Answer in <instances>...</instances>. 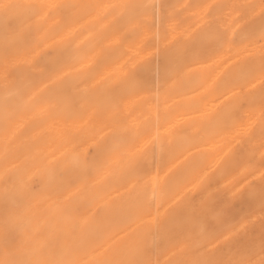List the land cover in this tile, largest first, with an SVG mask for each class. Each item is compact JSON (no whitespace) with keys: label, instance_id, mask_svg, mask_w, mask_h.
Wrapping results in <instances>:
<instances>
[{"label":"bare ground","instance_id":"bare-ground-1","mask_svg":"<svg viewBox=\"0 0 264 264\" xmlns=\"http://www.w3.org/2000/svg\"><path fill=\"white\" fill-rule=\"evenodd\" d=\"M211 1L213 0H0V166L1 163L4 162L11 164V166L13 163L18 162L19 165H16V167L13 166L15 169H13L14 173L12 176L13 180H17L19 178L24 179V177L18 174L19 172L15 170L20 169L22 171L23 165L26 168L29 163L34 164L33 166L38 169V172L42 170L41 173L39 172V177H48V179H46L47 183L56 182V168L61 171V173H74L77 171L78 174L76 176L79 177L77 179L75 177L72 184L65 185L63 188L61 187L62 190H91L83 197H79V199L75 202L79 205H87L86 207L91 208V210L102 209L103 214L111 213V203H105L103 200L104 198L101 196V191H110L112 189V184H107L104 180H100V182V176L97 174L98 169H95L94 167L96 163L94 159L92 158L87 161V158L85 156L78 155L76 150L79 146H82L84 143L86 144L88 140H91L90 138L94 137L93 134H95L98 129L97 123L99 120L107 119L108 122H114L113 117H110V115L116 111L121 113L125 120L129 118L130 122L129 124L124 125L121 123H115L111 126V131L108 133L110 138L108 146H105L103 140H99V142L96 139H94L96 144H94V142L92 143L94 145L90 144L93 146L92 149L96 152L95 154L101 155V158L98 156L97 160V162L100 160L101 164L99 166H101V168H98H100V170H106L109 168L113 169L114 166H116V173L120 174V177L122 178L117 180V184L119 183V185H121L123 182L124 184L130 182L132 187L142 190H150V197L146 202L148 204H143L141 206L138 205L135 207V209L137 208L138 210L137 213H134L133 219L136 221L137 225L141 220V216H143L146 212V215H148L149 212L153 211L154 208H152V206L155 198L156 213L160 207H163L165 202L169 203V201H175L172 205L168 206L169 208L166 209V211L163 213L161 212L162 214L160 217H158L160 213L157 215V221L151 220L152 222H150V220H147L148 224L145 226L140 224L143 221L142 220L139 223L140 225L138 227L135 226L136 228H132L131 231H127L128 229L125 228L123 231L118 232L117 234H119V236L114 235V231H109L103 234L101 233L102 230L99 232L97 228L96 231L101 234L96 235L97 233L95 231L94 233L96 234H94L95 236L93 237L96 238H94V241L92 238V242L89 241V239L83 240L84 246L88 245L87 248L90 247V243H94L93 246L91 244V252H93V249H97L98 247H104L105 245L109 246V244L113 241L109 250L113 251L115 249V255L119 254L120 257H118V259L123 261V257L126 255L124 254L126 247L134 246L137 243L140 244L145 238L147 241V236L160 228L162 231H165L175 223L182 225L181 222L185 216H191L194 213L195 203L191 197L181 196L182 198L180 197L177 199L175 196L184 190V185L190 184L188 182L192 180L194 181V178L198 176L200 172H202L205 168H208L210 170L208 175H205V173L204 175L209 176L210 183L217 181L220 182L225 180L227 177L229 178L235 170H238L237 167L241 166H238L239 164L236 163L237 158L235 157L237 154H240V151L236 149L231 151L230 149V153L228 152L226 155L221 157V153L218 154V151L222 147L221 142H223V140H217L218 142H210L209 140L216 135L218 136L219 133L216 132L224 129L227 123L231 122V113L236 109V105H232L231 103L223 104L222 101L220 102L221 104L218 103L220 92H224L226 89L231 90L230 87L232 85L235 86L238 84L236 82L241 84V82H243L246 78V75L249 78L254 68L257 70L256 68L261 67L258 65L264 63V60H262L263 54L261 57L257 58L255 53L252 55L250 54V56L246 55V57L243 55L242 59H237L235 62H232L233 64L230 63L229 66H227L228 64H224L227 67L222 68L221 64L225 56L228 55L229 50L232 48V41L220 43L221 35L219 34L216 26L217 21L221 19L220 14H222V7H217L215 11L209 15L202 13H207L206 10L207 8L209 10V3ZM216 1L217 0L214 2ZM217 2H219V0ZM238 3L242 4L243 2ZM244 4L243 6H245ZM200 9L204 10L201 13H198ZM227 13L228 12L226 11V14ZM224 16L227 15H223V19H225ZM227 20L229 21V19ZM255 37L253 36V39H255ZM42 41L53 42V45L58 46V50L54 51L53 55L48 57L44 62H40L35 59L36 45ZM250 41L254 40L250 39ZM246 43L249 44V41ZM244 44L243 47H245ZM47 48L44 49L46 50ZM245 50L243 49V51ZM229 54L231 53L229 52ZM231 55H233V53ZM196 65L200 66L194 68ZM89 66H93L89 68L93 70H89L82 74L83 69H86ZM98 67H102L101 70H105L102 74V78H100V81L102 82L101 89L93 88L91 92L89 91L86 95L80 96L75 91L77 83H81L80 81L82 80H85L84 82H86L89 79L96 80L99 78L101 72L96 73L95 71ZM44 68H46V70L48 68V72L51 73V75H47L48 77L45 76L46 78H42ZM210 69L212 71L216 69L217 72L210 73ZM223 69L226 73H224ZM257 78L258 77L256 76L255 79ZM19 84L21 85V88H19ZM209 88L213 91L210 92ZM200 89H204L205 91L202 90V92L196 94V92ZM27 90L30 91L28 92ZM226 92L228 94V91ZM28 94L29 96H33L34 100L36 99V101H38V109L35 108L37 110H34L31 115H29L28 119L25 118L26 120L24 122L26 125L23 124V126L21 123L20 127V125L18 126L16 123L18 121H15V124L7 127L4 123L6 122L5 113L14 109L13 106L15 105L13 104L16 103V99H20L25 95L28 96ZM8 95L12 96L7 97ZM79 98L81 99L80 102H78ZM261 99L260 100L262 102L260 100L258 101L263 103V98ZM7 103L10 104L8 105ZM17 103L20 102L18 101ZM261 103H257V106L261 105ZM255 104L253 108H255ZM28 106L30 107V105ZM29 107L25 106L24 112ZM5 109L7 110L6 112ZM243 109L245 108H242V110ZM80 111H85L84 115L87 111V115H83V117L87 118V125L82 129L75 127L77 125L75 117H78L76 114ZM235 113L239 114L240 112L238 113L235 111ZM21 116H24V114ZM236 122L237 121H235V123ZM224 136H226V134ZM231 137L233 140V135ZM214 139L215 138H213V140ZM231 139L228 141H231ZM249 143H251V138H248L241 145L244 146ZM32 148L35 149L33 157L25 158L21 161L23 157H26L27 154L30 153L29 149ZM82 152H85V150H82ZM55 153H59L60 157L56 159V164L54 166H45V164L42 165V163H46V161ZM253 156H255V154ZM244 161L245 160H243L242 165L244 164ZM239 162L241 164V161ZM144 165H147V168H145ZM241 167L239 169H241ZM162 168L165 169L166 175H163L164 177L162 176L161 178L159 177V174ZM92 169H95L93 173L90 172ZM81 172H83V174ZM23 173H25L24 170ZM80 173L82 175H80ZM151 175V181H146V178ZM90 176H92V179H90ZM203 178L201 181H203ZM247 178L248 176L246 179ZM7 179L10 178L8 177ZM10 180L13 182L12 179ZM17 181L20 182V180ZM231 181L229 183H231ZM199 182L200 181L197 182L198 185L201 183ZM57 183L60 184L59 182ZM59 186L62 185L60 184ZM262 186L264 187V185ZM207 187L209 186L206 185L204 189L207 190ZM192 188L194 192L196 189H194L193 186ZM222 188L224 187L222 186ZM52 190L49 189L48 191ZM96 190L100 191L96 192ZM205 190H201V193L203 194L202 191L205 192ZM30 192L31 191H29V193ZM43 193L45 192L43 191ZM64 193L66 194V192ZM8 194L9 193L6 189L4 190L0 187V214L6 212L7 216H9L5 217L10 219L9 222L16 224L17 216L12 212L13 208L16 206L14 203L15 201L17 203V200H15V197L7 196ZM260 195L262 196V194ZM19 198L21 200V197ZM197 198L198 197H196V199ZM36 199H38V197ZM36 199L31 200H34L35 202ZM22 201L23 200H21V202ZM259 201H261V199ZM261 202L264 203V201ZM257 203L260 205V202H256V204ZM7 204L9 205V208L6 207ZM256 204H253L254 207H256ZM26 205L28 204L26 203ZM198 206L201 205L199 204ZM261 206L263 205H260L259 207ZM257 208L255 209L258 210ZM131 211L133 212V210ZM235 211L233 212L234 214ZM94 212L95 211H93V213ZM124 212L126 213V210ZM121 213L123 214V212ZM113 215L115 214L113 213ZM226 215H228V213H226ZM120 217L122 218V216ZM241 217L243 218V220L241 219L242 222L245 221L246 218L244 219L243 214ZM52 218L59 221V219L66 218V214L64 211H57L54 213ZM228 218L229 217H227V219ZM112 219L117 221L114 217ZM57 220L56 223L59 225L60 223H58ZM144 220H146V218ZM97 222L99 223V220ZM100 222L102 223V220ZM107 222L108 221L105 223L107 224ZM230 222L232 223V221ZM188 223L190 225L192 224L191 221ZM216 223L218 224V227L221 225L219 222ZM8 224L5 223V225ZM193 224H195V222ZM113 225H110L108 228H112ZM126 225L127 224L124 226ZM196 225L199 229L200 226L198 227V225L200 224H195V226ZM224 225L226 224L224 223ZM234 225L235 224H233V226ZM48 226L50 225L48 224ZM101 227H103L102 224L99 228ZM181 227H184V224ZM192 227H194V225ZM232 227L230 226V228ZM0 228L2 229L1 226ZM106 228L107 225L105 230ZM201 228L203 232H205V227L202 226ZM206 228L208 227L206 226ZM3 230H5V228ZM16 230H14L15 234L17 232L20 234V232L18 230L16 232ZM177 230L180 231V229ZM177 230L175 231L176 233H178ZM203 232L201 233L199 231L202 235L204 234ZM214 233L208 236H211ZM216 234H218V232H216ZM232 234H234V232H232ZM89 236L91 237L90 234ZM192 236L193 235H190V239ZM32 237H34V235ZM206 237H204V240H212L211 238ZM70 239H72V237L67 234L63 238V241H57V243L59 245H63ZM164 240L167 241L166 238ZM204 240H201L200 242L206 243ZM202 243L197 244L195 247H202ZM218 243L220 244L222 242ZM260 244L261 248H263L262 246L264 245H262V242ZM84 246L81 247V249H86ZM201 247L199 248L201 249ZM256 247L257 246H255V248ZM142 249L145 252L146 249ZM207 249L209 251L208 247ZM9 250L10 249L8 248V251ZM253 250L256 251L257 249ZM253 250L250 249L247 252H251ZM82 251L84 250L82 249ZM258 251L259 250H257V252ZM76 252H79V250ZM105 252H107V250L103 253L100 252L101 254L99 255H103ZM141 253L139 251V254ZM74 256L76 258V255ZM140 256V258L136 256L138 260H134L136 263L133 264H138L137 262L142 264L147 261H143L146 259V256ZM242 256V258H244L243 254ZM93 257L89 261L83 262L82 264H101L98 262L99 257ZM68 258L70 259V257H67V259ZM108 258L111 259L112 257ZM147 258L149 259V257ZM148 261L149 264H151V261ZM248 262L250 261H247V263ZM121 263L118 262V264ZM179 263L173 260L172 264ZM49 264H52V261Z\"/></svg>","mask_w":264,"mask_h":264},{"label":"rangeland","instance_id":"rangeland-1","mask_svg":"<svg viewBox=\"0 0 264 264\" xmlns=\"http://www.w3.org/2000/svg\"><path fill=\"white\" fill-rule=\"evenodd\" d=\"M214 1L215 0H213L209 3L210 8H209V10L207 8V10H206L207 13L202 12L204 9H200L198 11V13L202 12V13H205L206 15H209V14H212L217 7H222V9H221L222 14H220L221 19H219L217 21L216 28L218 29V32L221 35L220 43L232 41V48H231V50H229V52L231 54L233 53V55H231L228 52V55L225 56V58H227L229 60L224 58V60L221 64L222 68L229 66L230 63L233 64L232 62H235L237 59L239 60V58L242 59L243 55H244V57H246V55L250 56V54L252 55L253 53H255L256 58L261 57L263 54L262 60H264V37H263L264 36V24H263L264 23V20H263L264 19V9H263L264 8V6H263L264 0H253V1L252 0H235V1L234 0H227V1L226 0H219V2H217L218 0L216 2H214ZM213 2H214V4H213ZM238 2H243V3L241 4ZM247 2H248V4H247ZM244 3H246V4H244ZM243 4L245 6H243ZM226 11L228 12L227 14H226ZM223 15H227V16H224L225 19H223ZM252 16H253V18H252ZM232 17H233V20H232ZM227 19H229V21L231 23ZM233 32H234V34H233ZM234 35H236V36H234ZM253 36L254 37L256 36L255 39H253ZM257 37H258V39H257ZM250 39L254 40V41H250ZM242 41H245V42H242ZM247 41H249V44L246 43ZM45 42L46 41L39 42V44H37L36 48H35L36 49L35 52L37 53V54L35 53V56H36L35 59L39 60L40 62H44L48 57H51L53 55L54 51L58 50V48H57L58 46L53 45L54 44L53 42H46V44H45ZM241 42H242V44H241ZM40 44H44V45H40ZM239 44H240V46H239ZM243 44L245 47H243ZM241 47L244 50L246 49L248 51H246V50L243 51V49ZM44 48H47V49L45 50ZM247 48H250V49H247ZM237 53H239V54H237ZM37 55L39 58L37 57ZM224 64H226V65L228 64V65L226 66ZM263 65H264V63L258 65L261 67L256 68L257 70H255V68H254V70L251 72V76L249 78L246 75L245 77L247 79L246 78L244 79L246 82L244 80H243L244 83L241 82V84H239V82H236V83H238L235 85L236 87L234 85H232L234 87V89L232 86L230 87L231 90L226 89V91H228V94L226 91L220 92V94H219V97L220 96L221 97L220 98L218 97V100H219L218 103H220L221 101L223 104L231 103L232 105H236V109L231 113V122L227 123V125L225 126L224 129L216 132V133H219L218 136L216 135L215 137H212L209 141L210 142H214V141L218 142L220 140L221 141L223 140V142H221L222 147L218 151V154L221 153V157L226 155L228 152L230 153L231 151H234L235 149L240 151L239 152L240 154H237L235 157L237 158L236 163L239 164L238 166L241 165L242 167L240 166L241 169H239L240 167H237L238 170L237 171L235 170L231 174L232 177L229 176V178L227 177L223 181H220V182L217 181V182H213V183H210L209 176H205V175H208V172L210 171L208 168H205L202 171L203 173L200 172L199 175L194 178V181L192 180V181L188 182L190 184L183 186V189H184L182 191L183 193L181 192L180 194H177L175 197H177V199H179L181 196L191 197L193 202L195 203L194 213L192 214L193 216L192 215L191 216H185V218L181 222L182 225L184 224V227H181L182 226L181 224L175 223L169 227L170 230L167 229L165 231H162V229L160 228V229L150 233L147 236V241L145 238L143 240V242H141L140 244L137 243L134 246L126 247V251L124 252V254H126V255L123 257L124 258L123 261H121V259H118V257H120L119 254L115 255V251H116L115 249H114L115 251L109 250L110 245H112L113 241L111 242V244H109V246L105 245L106 248H105V246L104 247L101 246L100 248L98 247L99 249L98 248L93 249V252H91L90 250H91V247L94 245V243L93 244L90 243L89 244L90 247H88V248H87L88 245L84 246L83 240L89 239V241H91V238H92V240L94 241V238H96V237H93V236H95L94 234H96V233H97L96 235H100L101 233L105 234L109 231H114L115 232L114 235L119 236V234H117V233L120 231H123V229H125V228L128 229L127 231H131L132 228H136L140 224H143L146 226L148 224L147 220H150V222H152L153 220L157 221V215L160 213V215H158V217H160L161 214L164 211H166V209L169 208L168 206L172 205L175 202V201H169V203L165 202L163 204V207H160L156 213L155 212L156 198H155L153 201L154 204L152 206V208H154L153 211L149 212L148 215H146V213H147L146 212L143 216H141V220L138 222V225H137L136 221H134L133 215H134V213H137V210H138L137 208L135 209V207L138 205L141 206L143 204H148L146 202L148 201V199L150 197V190H142V189H139L136 187H132V184L130 182L125 183L126 185L123 182V184H121L122 186L119 185V183L117 184V180H120L121 175L116 173V171H117V169H115L116 166H114L113 169L108 167L109 169L100 170L101 166H99V165L101 164V162H100V160L97 162V160H98V156H99V158H101V155H96L95 154L96 152H94V149H92L93 148L92 145L96 144L95 143L96 141L94 139H96L97 141L103 140V142L105 143V146L109 145L110 138H109L108 133H109V131H111L110 129H111V126L113 124H115V123H117V124L121 123L122 125L129 124V122H130L129 118L125 120L122 117L121 113L114 111V113H112L110 115V117H113L114 122H108L107 119L99 120L97 123L98 129H97L96 133L93 134L94 137L90 138L91 140H88L86 144L84 143L85 145L83 144L82 146H79V148L76 150L78 155L85 156L87 158V161L91 160L92 158L94 159V161L96 162L94 167H95V169H98L97 174H98V176H100L99 181L104 180V182H106L107 184H109V183L112 184V189L110 191L109 190L101 191L102 192L101 196L104 198L103 200L105 201V203L106 202L111 203V208H112V210H110L111 213H108V214L104 213L103 214L102 209H100V210L92 209L91 210V208L86 207L87 205H79V204H77V202H75L79 199V197L80 198L83 197L86 193H89L91 190H62L63 186L68 185V184H72V181L74 180V178L76 177V179H77L79 177V176H76L78 174L77 171H75L74 173L73 172L61 173V171H59L56 168L55 169L56 179L54 178L56 180V182L47 183L46 179H48V177L47 178H46V176H43L42 178L39 177V174L42 172V170L39 171L40 172L39 173L38 169L35 168V166H33L34 164L29 163V165H27L26 168L24 167V165L22 166L23 167L22 171L20 169L15 170V171L19 172L18 174H20V175H22V177H24V179L23 178L17 179V180H20V182H19L17 180H13V178H12L13 173H14L13 169H15L16 165H19V163L18 162L13 163L12 166H11V164H8L7 162L1 163V166H0V187L3 188L4 190L6 189L8 191L9 194L7 196H11V197L16 198L15 200H17V203L15 201L14 204H16L17 207L15 206V208H17L18 210L13 208V212H12L17 216V221H16L17 227H16L15 223L11 222L12 223L11 224L9 222L10 219L7 218L9 215L7 216L6 212L2 213L3 215L0 214V226L2 227V229L0 228V245L2 244L0 246V264H40V262H41V264H42V262H43V264H45V262H46V264L47 263L49 264L51 261H52V264H62L63 262L65 264H79V263L82 264L83 262L89 261L93 256L99 257L98 262L101 264H104V263L110 264L111 262H112L111 264H116V263L118 264V262H120V263L122 262L121 264H126V262H127V264L128 263L133 264V263H136L134 260H138L136 258V256L138 258H140L141 257L140 255H142L143 257L146 256V259H144L143 261L147 260L146 262H143L142 264H147V263L149 264L148 260L151 261L150 262L151 264H172L173 260H175V262H178V263L180 262L179 264H197V263L198 264H201V263H203V264H209V263L210 264H264V246H262L263 248H261V244H260L262 242V245H264V234H263L264 233V203L261 202V201H264L263 200L264 199V189H263L264 187L262 186V185H264V136H263L264 135V73H263L264 68L263 67L264 66ZM199 66L200 65H196L194 68L199 67ZM91 67H93V66H89L88 68L83 69L82 74L89 71V70L92 71L93 69H89ZM101 68L102 67H98V69H95L96 73L101 72V75L96 80L89 79L88 81H86L87 83L84 82L85 80H82V81H80L81 83H79V82L77 83L75 91L80 96L86 95L89 91L91 92L93 88L101 89V87H102L101 83L102 82L100 81V78H102V74L105 71L104 69L101 70ZM261 69H262V71H261ZM45 70H46V68L43 69V74H42L43 76L41 75L42 78L43 77L46 78L45 76L51 75V73L48 72V68L46 71ZM209 71H210V73L217 72L216 69L214 71H212L210 69ZM253 72H254V75H253ZM224 73H226L225 70H224ZM256 76L258 77L257 79H255ZM93 83H95V84H93ZM95 85H97V86H95ZM237 85H240V86H237ZM243 86H245V87H243ZM19 88H21V85L19 86ZM202 90L205 91L204 89H200L198 92H196V94H198L199 92H202ZM27 91L29 92L30 90H27ZM209 91L212 92L213 90L211 88H209ZM238 91H240V92H238ZM235 92H237V93H235ZM222 93H223V95H222ZM224 93H226V94H224ZM11 96L12 95H8L7 97H11ZM25 96H23L20 99L15 100L16 103L14 102L15 104H13V105H15V106H13L14 109H12L11 111H7L5 109V112L7 111V113H5V117H6L5 121L6 122H4V123L7 127L11 126L12 124H15V121H18L16 123L18 126L20 125V127H21V123H22V125L23 124L26 125V123L24 122L26 120L25 118L28 119L29 115H31V113L34 110L38 109L37 108L38 101H36V99L34 100V97L29 96V94H28V96L27 95H25ZM235 97H237V98H235ZM261 98H263V103H261L262 102ZM80 100L81 99L79 98L78 102H80ZM258 100H260L261 102ZM18 101L20 103H17ZM30 103H32L33 105ZM257 103L258 104L261 103V105L257 106L258 105ZM254 104L256 105L255 108H253ZM28 105H30V107ZM250 105H251V108H250ZM25 106L29 107L28 109H26L27 112L26 111L24 112ZM78 107H79V105H78ZM35 108H37V109H35ZM242 108H245V109L242 110ZM79 109H80V107H79ZM30 110H32V111H30ZM16 111H17V113H16ZM235 111L238 113L240 112V113L236 114ZM84 113H85V111L77 112L76 115H78V117L77 116L75 117L76 118L75 122L79 126L78 127L76 125L75 127L79 128V129H82V128L86 127V125H87V118L83 117ZM23 114L25 117L21 116ZM85 115H87V111H86ZM12 117L13 118L15 117V118L13 119ZM80 119H82V120H80ZM9 121H10V123H9ZM235 121H237V122L235 123ZM252 122H254L256 124H254ZM248 124H249V130H248ZM233 127H235V128H233ZM246 127H247V130H246ZM250 128H251V130H250ZM240 130H242V131H240ZM233 132H238V133H233ZM248 132H249V134H248ZM225 134H226V136H224ZM229 135H230V137H229ZM232 135H233V140L231 139ZM234 135H235V137H234ZM238 135H240V136H238ZM213 138H215V139L213 140ZM248 138L249 139L251 138V143L242 146L241 144L243 142H245ZM230 139H231V141H228ZM239 140H240V142H239ZM93 142H94V144H92ZM90 144H92V145H90ZM232 148H233V150H232ZM230 149H231V151H230ZM82 150L83 151L85 150V152H82ZM29 152L31 154L28 153L26 157H23L21 159V161L24 160L25 158H32L34 153H35V149L34 148L29 149ZM254 154H255V156H253ZM244 155L246 156V158ZM58 157H60V154L55 153L53 156H51L46 161V163H42V165L45 164V166H50V165L54 166L56 164V159ZM239 157H241V158H239ZM64 160H66V159H64ZM243 160H245V161H244V164L242 165ZM239 161H241V164ZM13 166H15V167H13ZM98 167H100V168H98ZM144 167L147 168V165H144ZM95 169L90 170V172L93 173ZM23 170L25 171V173H23ZM34 172H35V175H34ZM81 173L83 174V172H81ZM81 173H80V175H82ZM204 173H205V175H204ZM163 175L164 176L166 175L164 168H162L160 170L159 177L162 178ZM247 176H248V178L246 179ZM8 177L10 179H12L13 182H11L10 179H7ZM19 177H21V176H19ZM151 177H152V175L150 177H147L146 181H148V180L151 181L150 180ZM66 178H68V179H66ZM202 178H203V181H201ZM41 179H43V180H41ZM90 179H92V176H90ZM231 180H233V181H231ZM61 181H62V183H61ZM198 181L201 182V183L199 182L200 183L199 185L197 183ZM230 181H231V183H229ZM237 181H238V183H237ZM42 182H44V183H42ZM57 182H59L62 186H59L60 184H58ZM16 183H18V184H16ZM33 183L34 184L37 183V184L34 185ZM40 183H42V184H40ZM233 183H235V184H233ZM245 183L248 184L249 186L246 185ZM230 184H231V186H230ZM194 185H197V186H194ZM206 185L209 186V187H207L208 188L207 190L204 189V187H206ZM119 186H121V187H119ZM192 186L194 187V189H196V190H194V192H193ZM222 186L224 188H222ZM51 188L54 190H52ZM57 188L60 190H58ZM240 188H242V189H240ZM47 189L48 190L50 189L52 191H48ZM114 189H115V191H114ZM189 189H191V190H189ZM28 190L31 192L29 193ZM201 190H205V192L206 191L207 192L205 193L204 191H202L203 192V194H202ZM40 191L42 192V194ZM43 191L45 193H43ZM99 191L100 190H96V192H99ZM64 192H66V194ZM184 192H186V193H184ZM22 193H25L26 195L22 194ZM49 193H52V194H49ZM16 194H17V196H16ZM260 194H262V196ZM18 195H19V197H21V200H23L22 202H21L20 198L18 197ZM21 195L22 196L24 195L23 197H25V198H23ZM194 195L198 198L196 199V197ZM258 196L259 197L261 196V197L259 198ZM37 197H38V199H36ZM68 197H69V199H68ZM31 199H34V200L36 199V201L34 202V200H31ZM260 199H261V201H259ZM64 200H66V201H64ZM256 202H260V205H263V206L259 207L260 206L259 203L256 204ZM26 203L28 205H26ZM248 203H249V205H248ZM252 203L256 204L255 205L256 207H254V205ZM22 204H25L26 206L22 205ZM199 204L201 206H198ZM244 204L245 205L247 204V205L245 206ZM242 205H243V209H242ZM6 207L9 208V205L7 204ZM21 207H23V208H21ZM245 207L247 208V210ZM152 208H151V210H152ZM255 208H257L258 210H256ZM125 210H126L127 214L124 212ZM131 210H133V212ZM233 210L234 211L236 210L235 214L233 213L234 212ZM57 211H59V212L64 211L67 219L63 218V219H59V221L57 219H53L52 217H53L54 213H56ZM93 211H95V212L93 213ZM204 211L206 214L204 213ZM230 211H231V214H230ZM21 212H23V213H21ZM87 212H89V213H87ZM99 212H100V214H99ZM121 212H123V214ZM236 212H237V214H236ZM239 212H240V214H239ZM113 213L115 215H113ZM119 213H121L122 215ZM226 213H228V215H226ZM241 213L243 214L244 219L246 218L245 221H243V222H242L243 218L241 217L242 216ZM247 213H249V214H247ZM229 214L231 217L229 216ZM244 214H245V216H244ZM104 215H106V216H104ZM109 215L112 218L114 217L117 221L110 218ZM119 215L122 216V218ZM5 216H7V217H5ZM98 216L102 219H100ZM102 216H104L105 218ZM226 216L229 218L227 219ZM232 216L235 218H233ZM3 217H5V218H3ZM118 217H120L121 219ZM225 217H226V219H225ZM145 218H146V220H144ZM147 218H149V219H147ZM154 218H156V219H154ZM249 218H251V219H249ZM129 219H133V220H129ZM254 219H256V220H254ZM56 220L58 221V223H60L59 225L56 223ZM98 220H99V223L97 222ZM101 220H102V223L100 222ZM142 220L145 222H143ZM63 221H65V222H63ZM106 221H108L107 224L105 223ZM114 221H115V223H114ZM189 221H191L192 224L194 222H195V224H200V225H198V227L200 226V228L198 229L197 225L195 226V224H193L195 228L192 227L193 225L192 224L190 225L188 223ZM230 221H232V223ZM116 222L117 223L120 222V223L117 224ZM216 222H219V224H221V225H219V227H222V228H219L217 226L218 224ZM221 222H223V223H221ZM226 222H228L230 224H228ZM5 223L6 224L9 223V224L5 225ZM53 223H55V224H53ZM109 223H113L114 225L109 224ZM224 223L226 225H224ZM48 224L50 226H48ZM85 224H87V225H85ZM101 224L104 227V230H103V227L99 228V226H101ZM103 224H105V225H103ZM125 224H127V225L124 226ZM185 224H186V226H185ZM233 224H235L236 226L235 225L233 226ZM106 225H107V228L110 225H113L114 227L112 226V228L111 227L108 229L106 228V230H105ZM118 226H119V228H118ZM202 226L205 227L204 228L205 232H203V230L201 228ZM206 226L208 228H206ZM230 226L231 227L233 226L234 228L233 227L230 228ZM89 227H90L91 231H90ZM4 228H5V230H3ZM16 229L20 232V234L17 232ZM96 229L99 232L102 230L101 233H98V231H96ZM112 229H114V230H112ZM177 229H180V231H178ZM226 229H229V230H226ZM14 230H16V232H17L16 234H15ZM176 230L178 231V233L175 232ZM237 230H239V231H237ZM40 231H41V233H40ZM95 231H96V233H94ZM199 231L201 233L203 232L204 233L203 235H205V236L200 234ZM211 231H212V233L215 232L214 233L215 235L213 234L214 236L213 235L208 236V235L212 234ZM219 231H221V232H219ZM44 232L46 235L44 234ZM216 232H218V234H216ZM232 232H234V234H232ZM9 233H11V234H9ZM5 234H7V235H5ZM28 234H30V235H28ZM67 234H69L72 237V239L68 240L67 241L68 243L66 242V244L59 245L57 243V241H63V238ZM89 234L91 235V237L89 236ZM33 235H34V237H32ZM190 235L197 236V237L192 236L190 239ZM200 235H202V236H200ZM170 236H173V237H170ZM206 236L208 238H211L212 240L210 241V239H208V241H209L208 242L207 239H205L206 240L205 241L204 237H206ZM212 236H213V238H212ZM165 238L168 241V243H167V241L164 240ZM201 240L202 241L204 240V242H206V243L200 242ZM221 240H223V241H221ZM224 240H226V241H224ZM245 240H247V241H245ZM215 242H217V243L222 242V243L217 244ZM200 243L203 244V245L201 244L202 247L201 246L195 247L197 244H200ZM91 244H92V246H91ZM214 244H215V248H214ZM207 245H209L210 247ZM83 246L86 249H84V248H82V249L86 253L91 252L90 253L91 255L86 254L84 251H82L81 247H83ZM255 246H257V247L259 246V247L255 248ZM199 247H201V249ZM207 247L209 248V251H208ZM8 248L10 249L9 251H8ZM30 248L31 249L33 248V249L31 250ZM77 248H79V249H77ZM103 248H105V249H103ZM142 248L146 249L145 252ZM174 248H176V249H174ZM197 248L199 249V251ZM211 248H213V249H211ZM260 248H261V250H260ZM18 249H19V254H18ZM100 249H101V251H100ZM250 249L251 250L257 249L259 251L257 252V250L256 251L253 250L251 252H247ZM3 250H4V252H3ZM78 250H79L80 254H79V252H76ZM105 250H107V252H105V254L99 255V254L103 253ZM147 250H148V252H147ZM237 250L238 251L241 250V251L238 252ZM111 251L113 254L111 253ZM139 251H140V253L141 252H143V253L139 254ZM146 252L149 254H147ZM145 253H146V255H145ZM211 253H212V255H211ZM261 253H262V255H261ZM71 254H72L73 258L71 257ZM239 254H241V255H239ZM242 254L244 255L245 259L242 258L243 257ZM74 255H76V258ZM201 255H203L204 257ZM230 255H231V257H230ZM107 256L112 257V258L109 259ZM67 257H70V259L68 258L69 259L68 260ZM147 257H149V259ZM202 257H203V260H202ZM44 258H45V260H44ZM46 258L48 261L46 260ZM209 259L212 261H210ZM139 260L142 261L141 259H139ZM247 261H250V262L247 263ZM199 262H201V263H199ZM137 263L139 264L140 262H137Z\"/></svg>","mask_w":264,"mask_h":264}]
</instances>
